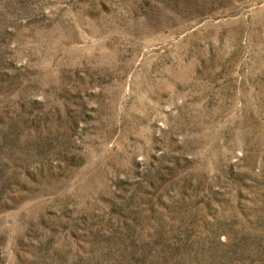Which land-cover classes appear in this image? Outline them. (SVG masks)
Instances as JSON below:
<instances>
[{
  "label": "rangeland",
  "instance_id": "obj_1",
  "mask_svg": "<svg viewBox=\"0 0 264 264\" xmlns=\"http://www.w3.org/2000/svg\"><path fill=\"white\" fill-rule=\"evenodd\" d=\"M0 264H264V0H0Z\"/></svg>",
  "mask_w": 264,
  "mask_h": 264
}]
</instances>
